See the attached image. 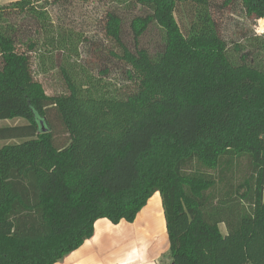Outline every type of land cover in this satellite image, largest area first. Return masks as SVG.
<instances>
[{"label":"trees","instance_id":"trees-1","mask_svg":"<svg viewBox=\"0 0 264 264\" xmlns=\"http://www.w3.org/2000/svg\"><path fill=\"white\" fill-rule=\"evenodd\" d=\"M3 121L0 264H56L156 193L170 264H264V0L2 5Z\"/></svg>","mask_w":264,"mask_h":264},{"label":"crops","instance_id":"crops-1","mask_svg":"<svg viewBox=\"0 0 264 264\" xmlns=\"http://www.w3.org/2000/svg\"><path fill=\"white\" fill-rule=\"evenodd\" d=\"M56 264H170L160 195L154 194L131 223L97 220L92 237Z\"/></svg>","mask_w":264,"mask_h":264},{"label":"rangeland","instance_id":"rangeland-1","mask_svg":"<svg viewBox=\"0 0 264 264\" xmlns=\"http://www.w3.org/2000/svg\"><path fill=\"white\" fill-rule=\"evenodd\" d=\"M0 1H2V0H0ZM6 4H9V3H6ZM6 4H3V5H6ZM0 6H2V5H0ZM73 15H74V10L69 11V12L64 11L61 14L53 11V14H52L53 20H54L56 25H58V26L60 25V23L57 22L58 21L57 18L60 17L62 20L61 26L66 27L67 29H69V28L74 29V34L77 37H81L83 34H86L87 36L91 35L93 32L92 29H94V27H96V26H93V23L89 24V27L85 26L84 24L82 26H80V25H78L77 21L71 20ZM191 16H192V12L189 11V7H182L177 11L176 20L178 21L180 26H183V30H185L187 28L188 23H189V19H191ZM261 24L262 23H259L256 34H259L262 32ZM78 33H81V34H78ZM75 42H76V43H74L75 45H78V46L81 45V43L79 41L75 40ZM81 56H82V54H81ZM86 57H88V55ZM77 62L79 64V66H83L81 59H78ZM37 79L43 83L44 90L49 96H54V95H57V94H60L63 92L62 85L57 80L56 70H49V72L46 76H43V77L38 76ZM13 122L14 121L0 122V127L12 125ZM17 122L18 121H16L14 124H16ZM58 135L62 136V138H60L58 140V142L60 144H62L64 142L63 139H65L66 137H64L65 135H64V133H62V130H60V129L58 131ZM4 144H5L4 141H0V147H2ZM219 231L223 235L226 234L227 229H226L224 224L219 225Z\"/></svg>","mask_w":264,"mask_h":264},{"label":"water","instance_id":"water-1","mask_svg":"<svg viewBox=\"0 0 264 264\" xmlns=\"http://www.w3.org/2000/svg\"><path fill=\"white\" fill-rule=\"evenodd\" d=\"M263 140H264V136H263Z\"/></svg>","mask_w":264,"mask_h":264}]
</instances>
